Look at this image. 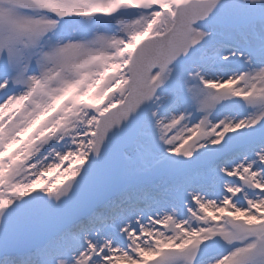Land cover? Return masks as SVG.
Instances as JSON below:
<instances>
[{
    "label": "snow or ice",
    "instance_id": "obj_1",
    "mask_svg": "<svg viewBox=\"0 0 264 264\" xmlns=\"http://www.w3.org/2000/svg\"><path fill=\"white\" fill-rule=\"evenodd\" d=\"M0 264H264V0H0Z\"/></svg>",
    "mask_w": 264,
    "mask_h": 264
}]
</instances>
